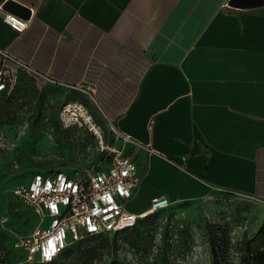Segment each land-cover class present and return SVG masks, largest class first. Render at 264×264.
Masks as SVG:
<instances>
[{
  "label": "crops",
  "instance_id": "obj_1",
  "mask_svg": "<svg viewBox=\"0 0 264 264\" xmlns=\"http://www.w3.org/2000/svg\"><path fill=\"white\" fill-rule=\"evenodd\" d=\"M229 1L0 0L29 18L17 33L0 12V50L64 90L47 110L82 102L139 166L127 211L225 194L264 211V0Z\"/></svg>",
  "mask_w": 264,
  "mask_h": 264
},
{
  "label": "rangeland",
  "instance_id": "obj_2",
  "mask_svg": "<svg viewBox=\"0 0 264 264\" xmlns=\"http://www.w3.org/2000/svg\"><path fill=\"white\" fill-rule=\"evenodd\" d=\"M1 68L8 83L0 94V259L3 264H27L15 242L39 220L14 195V188L35 172L90 166L100 151L90 134L62 128L54 107L47 110L50 99L56 100L50 94L59 97L64 90L16 64ZM130 200L124 202L125 209L131 208ZM263 223L260 205L235 195H216L171 202L132 229L85 237L61 254L71 253L68 261L73 264H241L246 244Z\"/></svg>",
  "mask_w": 264,
  "mask_h": 264
},
{
  "label": "built area",
  "instance_id": "obj_3",
  "mask_svg": "<svg viewBox=\"0 0 264 264\" xmlns=\"http://www.w3.org/2000/svg\"><path fill=\"white\" fill-rule=\"evenodd\" d=\"M2 19L17 33L27 29L25 19L4 11ZM0 94L8 80L1 66L13 63L51 82L55 80L34 71L28 64L12 58L0 50ZM92 98L91 88H79ZM57 119L62 128L86 131L96 141L103 158L86 167L71 171H39L26 183L16 186L14 195L32 208L39 224L32 231L18 237L15 247L23 255L25 263L48 264L74 242L85 237L116 234L132 229L138 220L165 211L171 201L157 197L141 213L134 214L124 208V202L132 198L141 179L139 166L124 152L105 142L103 128L96 123L86 105L70 100L60 106ZM126 141L127 138L123 136ZM150 153H155L149 148Z\"/></svg>",
  "mask_w": 264,
  "mask_h": 264
},
{
  "label": "trees",
  "instance_id": "obj_4",
  "mask_svg": "<svg viewBox=\"0 0 264 264\" xmlns=\"http://www.w3.org/2000/svg\"><path fill=\"white\" fill-rule=\"evenodd\" d=\"M103 155L104 153H100L97 161L101 160L103 158ZM102 235H108V234H102ZM98 236H92V237H98ZM61 253L53 262L48 264H54L57 262L59 264H73L72 262L68 261V258L70 257L71 253H66V254H61ZM86 254H88V252H86ZM246 255L247 257H245L241 261V264H264V223L257 232V234L255 235V237L252 240L248 241V243L246 244ZM0 264H3L2 259H0ZM110 264H119V262L113 261Z\"/></svg>",
  "mask_w": 264,
  "mask_h": 264
},
{
  "label": "water",
  "instance_id": "obj_5",
  "mask_svg": "<svg viewBox=\"0 0 264 264\" xmlns=\"http://www.w3.org/2000/svg\"><path fill=\"white\" fill-rule=\"evenodd\" d=\"M261 0H230L229 5L234 6V7H248V6H255L259 4ZM8 7L12 9H24V7L10 1L8 2Z\"/></svg>",
  "mask_w": 264,
  "mask_h": 264
},
{
  "label": "flooded vegetation",
  "instance_id": "obj_6",
  "mask_svg": "<svg viewBox=\"0 0 264 264\" xmlns=\"http://www.w3.org/2000/svg\"><path fill=\"white\" fill-rule=\"evenodd\" d=\"M36 118H38V117L36 116Z\"/></svg>",
  "mask_w": 264,
  "mask_h": 264
}]
</instances>
